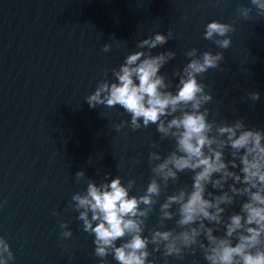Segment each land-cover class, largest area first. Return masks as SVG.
<instances>
[{
	"label": "water",
	"instance_id": "1",
	"mask_svg": "<svg viewBox=\"0 0 264 264\" xmlns=\"http://www.w3.org/2000/svg\"><path fill=\"white\" fill-rule=\"evenodd\" d=\"M241 5L250 6L249 0H0V236L10 244L14 264H99L94 236L82 231L78 213L68 207L71 196L86 189L75 173L84 170L97 184L105 173L121 176L125 184L134 178L130 194L140 195L152 179L148 154L157 149L151 144L160 145L162 156L173 150L174 141H161L155 125L117 132L114 125L130 120L129 114L119 106L92 109L85 102L99 80L111 81V70L141 50L140 39L172 33L152 54L175 51L160 70L174 92L179 78L173 73L189 61L187 51H221L203 38L205 25L233 24L224 71L209 69L198 77L213 96L206 105L209 120L244 119L248 127L264 130V17L255 10L248 19L239 16ZM106 43L110 52L102 50ZM252 91L259 101L250 99ZM191 176L179 174L159 203L190 187ZM208 190L215 191L210 185ZM159 203L145 235L158 227ZM233 208L238 212L239 202ZM60 221L68 223L71 238L62 237ZM166 227L175 228V220ZM105 259L117 264L111 255ZM150 259L165 264L160 253ZM194 261L206 264L199 252L183 261L169 258L168 264Z\"/></svg>",
	"mask_w": 264,
	"mask_h": 264
},
{
	"label": "clouds",
	"instance_id": "2",
	"mask_svg": "<svg viewBox=\"0 0 264 264\" xmlns=\"http://www.w3.org/2000/svg\"><path fill=\"white\" fill-rule=\"evenodd\" d=\"M249 3L237 9L239 16L248 19L255 10L257 17H264V0ZM234 30L233 24L217 20L205 25L203 38L221 51H187L189 61L173 73L179 78L174 92L160 70L175 59V51L152 54L172 38L169 31L140 39L136 47L141 50L126 55L119 68L111 70L113 79L99 80L95 91L85 97L92 109L119 106L129 114L130 120L114 125L117 132L155 125L161 141H174L166 156L158 143L151 144L157 149L148 154L152 179L140 195L130 194L134 178L125 184L121 176L110 178L111 173H105L97 184L86 178L84 170L75 173L77 183H86V189L75 192L68 207L78 213L82 231L94 236L93 255L99 264H106L109 255L117 264H155L150 259L155 253L168 264L169 258L183 261L197 252L206 264H264V130L248 127L244 119L218 122L214 115L210 121L206 105L213 96L198 79L209 69L224 71L223 50L232 46L229 34ZM102 50L110 52L112 45L106 43ZM248 95L253 102L260 100L258 92ZM181 173L192 174L190 187L178 188L159 203ZM209 185L215 191H209ZM238 202L237 212L233 205ZM158 203V227L145 235ZM171 220L175 228L166 227ZM59 228L65 240L72 237L67 222L60 221ZM14 260L10 244L0 236V264Z\"/></svg>",
	"mask_w": 264,
	"mask_h": 264
}]
</instances>
